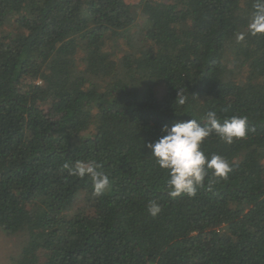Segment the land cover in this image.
<instances>
[{
    "label": "trees",
    "instance_id": "16d2710c",
    "mask_svg": "<svg viewBox=\"0 0 264 264\" xmlns=\"http://www.w3.org/2000/svg\"><path fill=\"white\" fill-rule=\"evenodd\" d=\"M255 3L0 0V227L24 236L18 264H264ZM209 111L255 131L206 138L233 170L172 198L147 144ZM77 162L100 165L111 189L93 196L64 167Z\"/></svg>",
    "mask_w": 264,
    "mask_h": 264
},
{
    "label": "clouds",
    "instance_id": "9594fccd",
    "mask_svg": "<svg viewBox=\"0 0 264 264\" xmlns=\"http://www.w3.org/2000/svg\"><path fill=\"white\" fill-rule=\"evenodd\" d=\"M255 11L248 24L251 35L264 34V0H256ZM180 96V94H179ZM183 104L184 100L180 99ZM255 131L249 126L247 116H232L223 119V122L213 111L207 112L205 117L175 122L171 127L165 125L162 135L154 143H148L152 156L157 165L167 170V184L169 195L176 198L181 194L189 197L196 195L199 187L204 186V181L211 174L217 178L226 179L233 170L227 159L219 154H212L209 158L202 150L206 138L215 134L220 140L232 144L234 140L246 138L249 132ZM70 174L84 178L88 176L92 181L93 196L99 197L112 187L109 175L96 165H86L77 162L75 167L65 163ZM210 187V185H209ZM162 211L156 201H151L148 212L152 216Z\"/></svg>",
    "mask_w": 264,
    "mask_h": 264
},
{
    "label": "rangeland",
    "instance_id": "374dc122",
    "mask_svg": "<svg viewBox=\"0 0 264 264\" xmlns=\"http://www.w3.org/2000/svg\"><path fill=\"white\" fill-rule=\"evenodd\" d=\"M134 3L139 0H132ZM140 17L139 20H142ZM24 245L23 235L9 236L0 227V264H18V258Z\"/></svg>",
    "mask_w": 264,
    "mask_h": 264
}]
</instances>
